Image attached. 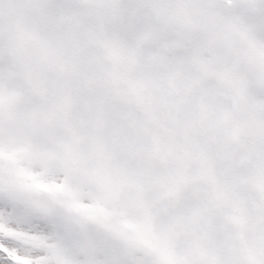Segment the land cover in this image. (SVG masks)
Wrapping results in <instances>:
<instances>
[{"label":"clouds","instance_id":"1","mask_svg":"<svg viewBox=\"0 0 264 264\" xmlns=\"http://www.w3.org/2000/svg\"><path fill=\"white\" fill-rule=\"evenodd\" d=\"M0 259L264 264V0H0Z\"/></svg>","mask_w":264,"mask_h":264},{"label":"snow or ice","instance_id":"2","mask_svg":"<svg viewBox=\"0 0 264 264\" xmlns=\"http://www.w3.org/2000/svg\"><path fill=\"white\" fill-rule=\"evenodd\" d=\"M7 244H14L16 243L15 241H7ZM6 251L9 253V255H13L14 256V252L13 249L11 247L6 248ZM17 259H19L17 257ZM0 264H10V261L8 259H0Z\"/></svg>","mask_w":264,"mask_h":264}]
</instances>
